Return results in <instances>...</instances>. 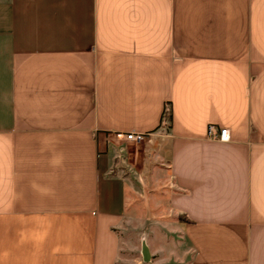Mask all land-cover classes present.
Segmentation results:
<instances>
[{
    "label": "crops",
    "instance_id": "0c3cea01",
    "mask_svg": "<svg viewBox=\"0 0 264 264\" xmlns=\"http://www.w3.org/2000/svg\"><path fill=\"white\" fill-rule=\"evenodd\" d=\"M119 131L153 134L191 264H264V0H0V264H119Z\"/></svg>",
    "mask_w": 264,
    "mask_h": 264
},
{
    "label": "rangeland",
    "instance_id": "374dc122",
    "mask_svg": "<svg viewBox=\"0 0 264 264\" xmlns=\"http://www.w3.org/2000/svg\"><path fill=\"white\" fill-rule=\"evenodd\" d=\"M155 148L133 144L118 150L128 160H122L119 166L134 178L136 190V200L120 230L119 264L192 262V250L184 238L183 220L169 203L173 190L169 174L154 156ZM143 238L149 248V260L143 255Z\"/></svg>",
    "mask_w": 264,
    "mask_h": 264
},
{
    "label": "built area",
    "instance_id": "2783aa9c",
    "mask_svg": "<svg viewBox=\"0 0 264 264\" xmlns=\"http://www.w3.org/2000/svg\"><path fill=\"white\" fill-rule=\"evenodd\" d=\"M152 133L137 132V131H119L115 132V139L120 144H143L146 141H151ZM208 135L210 138L218 141H230L231 135L228 128L219 127L216 124L208 126Z\"/></svg>",
    "mask_w": 264,
    "mask_h": 264
},
{
    "label": "water",
    "instance_id": "95a60500",
    "mask_svg": "<svg viewBox=\"0 0 264 264\" xmlns=\"http://www.w3.org/2000/svg\"><path fill=\"white\" fill-rule=\"evenodd\" d=\"M149 248L148 245L146 244L144 238H143V255L145 257L146 260H149Z\"/></svg>",
    "mask_w": 264,
    "mask_h": 264
},
{
    "label": "trees",
    "instance_id": "16d2710c",
    "mask_svg": "<svg viewBox=\"0 0 264 264\" xmlns=\"http://www.w3.org/2000/svg\"><path fill=\"white\" fill-rule=\"evenodd\" d=\"M165 113H166V114H165V115H166L165 117H166L167 119H171V114H170V112H165ZM180 218H181V220H183V221H184V220H185V221H188V219L185 218V216H181Z\"/></svg>",
    "mask_w": 264,
    "mask_h": 264
}]
</instances>
